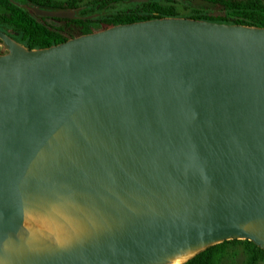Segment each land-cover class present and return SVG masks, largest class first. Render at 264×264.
Listing matches in <instances>:
<instances>
[{
  "label": "water",
  "instance_id": "obj_1",
  "mask_svg": "<svg viewBox=\"0 0 264 264\" xmlns=\"http://www.w3.org/2000/svg\"><path fill=\"white\" fill-rule=\"evenodd\" d=\"M0 39V244L16 245L0 264H162L233 238L264 249V26L164 15L38 48ZM44 200L80 206L92 229L28 247L24 206Z\"/></svg>",
  "mask_w": 264,
  "mask_h": 264
},
{
  "label": "rangeland",
  "instance_id": "obj_2",
  "mask_svg": "<svg viewBox=\"0 0 264 264\" xmlns=\"http://www.w3.org/2000/svg\"><path fill=\"white\" fill-rule=\"evenodd\" d=\"M242 2L252 7L246 12H239L242 19L249 22L254 18H259L260 11H254V6L264 5V0H231ZM23 8L30 12H34L33 8H52L53 10H73L76 16L74 22L62 20L54 21L52 18L43 21V28L47 31L58 34L59 37H65L67 34L82 29L87 26L89 21L96 24L106 18L119 16L121 13H129L138 7L156 8L160 13H172L179 16L188 17H209L220 19L227 17V10L224 6L210 2L208 0H25L24 4H20ZM51 10V9H50ZM0 29L6 32L13 40L22 44L26 48L31 46V38L23 36L19 31L5 25L0 18ZM2 41L0 40V53L5 52ZM245 245L237 244L229 249V252L236 253L227 256V264H245L247 252ZM257 264H264L259 261Z\"/></svg>",
  "mask_w": 264,
  "mask_h": 264
},
{
  "label": "trees",
  "instance_id": "obj_3",
  "mask_svg": "<svg viewBox=\"0 0 264 264\" xmlns=\"http://www.w3.org/2000/svg\"><path fill=\"white\" fill-rule=\"evenodd\" d=\"M224 6L227 10V17L220 19H214L209 17H197L194 18L206 19L210 21L222 22V23H238L246 24L251 26H264V5L254 6V11H260L261 14L259 18H254L249 22L242 19V16H239V12L244 13L247 11L249 6L245 5L242 2H236L231 0H208ZM25 0H0V18L1 21L9 26L19 31L23 36H28L31 38V46L27 47L38 48L50 45L52 43L58 42L65 37H59L58 34L47 31L43 28V21L47 19H53L56 22L62 20H68L69 22H74L75 18H53L47 16L37 15L34 12H30L23 8L20 4H24ZM45 9V8H44ZM47 9V8H46ZM53 10L51 7L48 8ZM164 15H175L172 13H160L156 8L151 7H138L135 11L129 13H121L119 16L106 18L101 20L99 23H92L89 21L87 26H84L81 31L92 29L94 27L118 22L125 20L141 19L146 17H157ZM76 22V21H75ZM237 244L245 245L244 249L247 252V259L245 264H257L259 261L264 262V249L257 246L254 242L248 239H226L221 242L209 245L206 248L200 250L187 261L182 264H227V256L231 253L232 257L236 253L229 252L232 246Z\"/></svg>",
  "mask_w": 264,
  "mask_h": 264
},
{
  "label": "bare ground",
  "instance_id": "obj_4",
  "mask_svg": "<svg viewBox=\"0 0 264 264\" xmlns=\"http://www.w3.org/2000/svg\"><path fill=\"white\" fill-rule=\"evenodd\" d=\"M41 202L25 204L23 222L18 231L20 241L30 248L66 246L87 235L94 225L93 219L86 218L84 210L74 203L59 200ZM244 228L252 227L246 224ZM0 247L11 251L16 249L12 233ZM201 248H191L174 254L162 264H182Z\"/></svg>",
  "mask_w": 264,
  "mask_h": 264
},
{
  "label": "flooded vegetation",
  "instance_id": "obj_5",
  "mask_svg": "<svg viewBox=\"0 0 264 264\" xmlns=\"http://www.w3.org/2000/svg\"><path fill=\"white\" fill-rule=\"evenodd\" d=\"M72 18H76V16L74 15ZM1 30V29H0ZM77 31H81V30H76V31H73V32H71V33H69V34H67L66 36H68V35H71V34H73V33H75V32H77ZM65 36V37H66ZM1 40V39H0Z\"/></svg>",
  "mask_w": 264,
  "mask_h": 264
}]
</instances>
